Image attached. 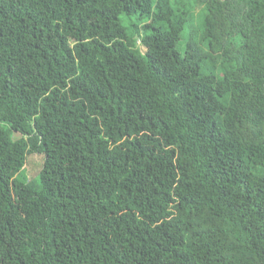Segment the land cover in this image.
Instances as JSON below:
<instances>
[{
    "label": "trees",
    "instance_id": "trees-1",
    "mask_svg": "<svg viewBox=\"0 0 264 264\" xmlns=\"http://www.w3.org/2000/svg\"><path fill=\"white\" fill-rule=\"evenodd\" d=\"M0 264H264V0H0Z\"/></svg>",
    "mask_w": 264,
    "mask_h": 264
},
{
    "label": "rangeland",
    "instance_id": "rangeland-1",
    "mask_svg": "<svg viewBox=\"0 0 264 264\" xmlns=\"http://www.w3.org/2000/svg\"><path fill=\"white\" fill-rule=\"evenodd\" d=\"M202 9V7L200 6L198 11ZM200 13L199 15H197V21L200 20ZM141 49L142 51L145 53L147 51V47L144 45H141ZM18 136L17 134L14 135ZM44 163H45V155L43 154H36L33 156H30L28 159V164H27V175L31 178H34L38 175V173L43 169L44 167Z\"/></svg>",
    "mask_w": 264,
    "mask_h": 264
}]
</instances>
